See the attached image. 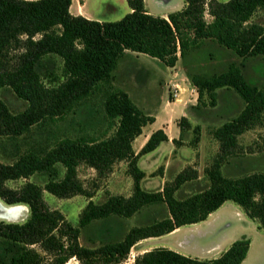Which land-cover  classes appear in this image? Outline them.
<instances>
[{
  "label": "trees",
  "instance_id": "trees-1",
  "mask_svg": "<svg viewBox=\"0 0 264 264\" xmlns=\"http://www.w3.org/2000/svg\"><path fill=\"white\" fill-rule=\"evenodd\" d=\"M71 1L0 0V89L10 88L27 103L22 111L13 112L0 98V137H18L35 124L65 116L92 95L99 83H111L126 51L146 54L172 67L209 39L241 58L264 59V27L249 23L258 9H264V0H183L181 9L166 16L150 13L144 0H126L130 12L115 21L74 15ZM206 14L211 20H206ZM53 57L61 59L60 66ZM188 78L197 89V103L207 92L210 104L215 105V91L220 88L232 90L244 103L237 115L212 131L219 152L204 169L209 181L205 189L176 197L181 185L198 177L193 166L166 181L161 191L142 188L145 173L137 165L138 158L168 137L163 129H157L135 153L132 141L155 118L142 111L126 91L109 87L103 109L109 128L115 126L110 135L65 137L44 152L29 148L10 164L0 162V201L11 206L25 204L29 209L22 222L0 219V264H65L72 257L92 264L90 259L95 256L106 258L105 264H115L126 258L138 241L205 220L227 200L238 204L264 231V172L228 177L221 170L227 157L236 152L238 136L264 122V86L247 79L242 64L234 61L209 75L188 71ZM178 124L182 132L189 127L184 116ZM192 131L190 143L195 146L200 126L195 125ZM120 161L127 162L132 193L94 202L93 193L78 178V166L93 168L101 178ZM58 164L64 169L62 176ZM35 172L48 176L43 186L29 180L17 189L6 185L9 180L28 179ZM44 191L59 198L83 195L89 199L79 213L77 226L47 205ZM153 204H163L168 214L130 227L119 240L107 238L110 230L105 226L99 229L102 244L96 248L79 243L81 229L91 222L111 216L130 218ZM249 246L250 238L243 236L210 259L155 247L136 255L134 264H240Z\"/></svg>",
  "mask_w": 264,
  "mask_h": 264
},
{
  "label": "rangeland",
  "instance_id": "rangeland-1",
  "mask_svg": "<svg viewBox=\"0 0 264 264\" xmlns=\"http://www.w3.org/2000/svg\"><path fill=\"white\" fill-rule=\"evenodd\" d=\"M218 1L225 2L227 0ZM183 6V0H145L146 9L155 15L166 16L169 12L179 10ZM76 8L84 16L101 21H115L130 12L126 0H72L70 12L75 14ZM205 18L208 21L211 20L208 14L205 15ZM249 23L264 27V9H258L252 15ZM53 59L57 66L61 65L60 58L53 57ZM231 61L242 64L243 74L247 79L259 86H264V59L262 57L241 58L209 39H205L194 51H189L184 59H178L177 68L183 70L182 76L178 77L177 81L181 83L180 86L176 83H170V80L164 76L162 70L165 65L158 59L148 55L146 57H136L131 54L123 55L113 71V74L116 75L113 76L111 83H99L92 95L82 100L65 116L35 124L26 133L18 137H0V162L10 164L20 153L29 148L44 152L59 139L65 137L72 139L78 137L101 138L110 135L115 126L109 128L108 119L103 109V101L110 87V90L126 91L142 111L151 115L156 114L159 121L168 120L171 115H178L182 112L180 106H185L189 127L183 131L181 138L185 139L186 144L190 146L187 147L186 152L194 155L192 165L188 166L194 168L200 166V172L196 168L198 177L181 185L176 191V197L184 198L199 192L209 184L204 175V169L211 165L219 152V143L214 138L212 131L237 115L244 103L232 90L224 88L215 91V105L210 104V97L207 92L202 94L201 100L197 103V89L186 78L188 71L204 75L218 73L223 71ZM0 98L13 112L22 111L27 106L26 101L18 98L8 87L0 89ZM176 99H178L177 103L172 104L171 102ZM180 119L181 117L176 121L179 122ZM195 125L200 126V135L198 143L194 146L190 140L193 138L192 130ZM148 127H153V125ZM57 167L59 175L62 176L63 167L60 164ZM221 170L228 177L264 172V122L238 136L237 150L227 157ZM77 173L83 186L93 193L91 199L96 203L104 201L109 195L129 196L132 193L133 180L127 170L124 169V163L117 162L112 171L101 178L97 176L93 168L85 164L78 166ZM159 173L160 168L149 177L157 176ZM47 179L46 174L35 172L28 179L9 180L6 185L17 189L26 180H29L43 186ZM145 182L147 191H158L160 186L157 179L147 178ZM43 198L51 209L61 211L74 226L78 225L79 213L89 200L83 195L59 198L47 191L43 192ZM0 203L5 207H12L2 201ZM19 205L22 210L16 217H0V219L11 222L24 221L29 215V209L25 204ZM167 214L168 211L163 204H153L142 208L130 218L111 216L105 220H96L81 229L79 243L83 247L96 248L102 244L99 229L105 226L110 230L107 238L119 240L130 227L145 225L153 218H160ZM138 254L141 253L133 246L126 258L115 264H134V259ZM250 256L251 261H247L245 264H264V231L254 236ZM104 259L106 258L103 256H95L90 261L92 264H105L103 263ZM65 264H82V262L72 257Z\"/></svg>",
  "mask_w": 264,
  "mask_h": 264
},
{
  "label": "crops",
  "instance_id": "crops-1",
  "mask_svg": "<svg viewBox=\"0 0 264 264\" xmlns=\"http://www.w3.org/2000/svg\"><path fill=\"white\" fill-rule=\"evenodd\" d=\"M78 14L83 15L76 8L74 15ZM127 54L136 57L147 56L146 54L132 51H126L124 56ZM177 66V63L172 67L164 66L162 71L164 76L170 80V83H176V85L180 86L181 83L177 81L178 77L182 76L183 70L177 68ZM115 75L113 74V76ZM186 79L190 81L188 77ZM177 101L178 99L171 103L176 104ZM191 105L194 106V104ZM184 107L180 106V111L182 112L178 115H171L168 120L159 121L156 114L152 115L155 118L154 122L143 126L141 134L132 141V148L135 153H138L153 131L161 128L168 137V140L161 142L154 150L138 158L137 165L145 173V176L140 181L142 188L145 190L148 189L146 182L144 183L147 178L157 179L160 186L158 191H161L166 181H171L186 166L192 165L194 161V155L192 156L186 152L187 147L190 146L186 144L187 141L185 139L181 138L183 132L179 127L178 121H176L182 116L188 117ZM158 121L159 123L155 125ZM151 124L153 127H148ZM173 140H179V145L174 144ZM120 162L124 163V169L127 170V162ZM159 168L160 173L157 176L149 177ZM196 168L200 172V166ZM262 231L258 229V223L250 219L238 204L227 200L215 211L211 212L205 220L180 226L161 236L142 239L134 247L140 253L155 247H167L188 257L210 259L218 257L232 242L246 236L250 238V246L246 257L240 263L245 264L247 261H251L250 255L254 236L261 234Z\"/></svg>",
  "mask_w": 264,
  "mask_h": 264
},
{
  "label": "bare ground",
  "instance_id": "bare-ground-1",
  "mask_svg": "<svg viewBox=\"0 0 264 264\" xmlns=\"http://www.w3.org/2000/svg\"><path fill=\"white\" fill-rule=\"evenodd\" d=\"M22 210V207L20 205H14L12 207H5L2 203H0V217H16L20 211Z\"/></svg>",
  "mask_w": 264,
  "mask_h": 264
}]
</instances>
